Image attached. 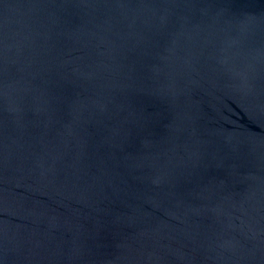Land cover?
I'll list each match as a JSON object with an SVG mask.
<instances>
[{
	"label": "water",
	"instance_id": "1",
	"mask_svg": "<svg viewBox=\"0 0 264 264\" xmlns=\"http://www.w3.org/2000/svg\"><path fill=\"white\" fill-rule=\"evenodd\" d=\"M0 264H264V0H0Z\"/></svg>",
	"mask_w": 264,
	"mask_h": 264
}]
</instances>
